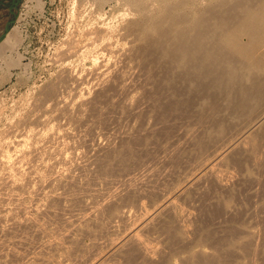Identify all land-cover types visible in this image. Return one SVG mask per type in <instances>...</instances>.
Returning a JSON list of instances; mask_svg holds the SVG:
<instances>
[{
    "label": "rangeland",
    "instance_id": "1",
    "mask_svg": "<svg viewBox=\"0 0 264 264\" xmlns=\"http://www.w3.org/2000/svg\"><path fill=\"white\" fill-rule=\"evenodd\" d=\"M175 1L171 3L182 0ZM195 1L197 7H192L195 3L190 0L191 6L186 2L183 4L188 7L182 4L180 10H174H185L184 14L190 16L197 11L195 7L204 11L209 8V3L217 0ZM147 2V9L152 11L154 1ZM147 2L143 3L144 6ZM125 3L124 0H21L16 17L1 37L4 52L0 51L3 56H0V142L6 137L15 145L18 136H24L27 143L24 148L27 145L26 149H31V156L18 164L20 169L26 174L32 170L44 172L46 179L33 180V183L29 179L28 182L23 180L15 189L24 196L21 197L24 206L4 201L0 210V264H87L86 260L93 253L101 255L97 260L100 264H181L193 257L198 261L213 257L217 260L215 264H264V141L258 146L259 150L256 148L258 151L255 149L256 153L259 152L256 157L249 151L235 150L229 154L220 165L223 172L231 175L228 184L223 185L206 174L187 190L188 193L179 196L182 198H177L181 211L191 210V220L182 224L178 209L176 214L164 215L163 218L171 223L162 219L164 223L160 220L152 226L154 228L143 233L151 243L154 241L159 245L160 250L152 259L135 249L120 251L116 257L108 255V241L120 234L125 222H132L146 208L157 203L166 190L179 187L203 157L264 103V100L254 103L246 114L219 124L215 120L217 117L212 116L207 108L209 100L199 89L194 92L197 89L194 84H191L194 90L190 85L188 87L186 80L178 77L179 69L162 61L164 58L153 51L156 49L145 41L141 30L136 29L138 26H133V19L146 18L145 8V13L142 9L137 12L138 5L135 7L130 2L131 7ZM79 8L82 10L78 12ZM126 8H131L128 11L132 14ZM154 11L162 13L157 8ZM126 21L131 22L134 30ZM96 25L110 27L116 36L112 30L107 33L110 36L102 33L106 35L104 38L97 35L100 32L95 34L92 30ZM8 32L14 33L10 35ZM84 35L91 36V40ZM85 42L90 48L86 43L87 49H84ZM75 48L79 51L75 52ZM89 50L94 51L95 57ZM255 70L252 68L251 72L255 73ZM214 91L220 93L221 90ZM223 100L219 97L221 107L228 111ZM63 141L67 142L63 143L66 146H62L63 151L58 150ZM10 143L11 147L0 145V149L8 152L4 154L0 150V154H4L0 155V180L10 166H15L17 154L11 153L13 145ZM61 157V161L66 162H60ZM145 171L147 174L150 171V176ZM144 173L148 178L141 177ZM124 176L134 179L136 185L133 186L131 181L129 189ZM38 182H42L43 187ZM115 186L123 188L122 193ZM10 191L0 186V195ZM109 192H115L118 197ZM47 193L50 196H45ZM107 193L113 196L109 197L105 207V204L101 205V211L96 206ZM51 194L61 196L50 201ZM92 205L97 212L90 211ZM17 207H27L29 212L39 207L41 213L35 215L38 222L13 223L12 211L16 212L17 220L21 218L18 212L21 213V209ZM84 209L91 212H88L89 218L76 222L77 228V224L74 228L68 226V218H79L84 215ZM176 217L179 220L176 221ZM65 228L72 231L66 229L70 235L63 238L60 246L42 247L61 230L66 233ZM182 228L187 235L183 234Z\"/></svg>",
    "mask_w": 264,
    "mask_h": 264
},
{
    "label": "bare ground",
    "instance_id": "2",
    "mask_svg": "<svg viewBox=\"0 0 264 264\" xmlns=\"http://www.w3.org/2000/svg\"><path fill=\"white\" fill-rule=\"evenodd\" d=\"M120 1H122V0H120ZM128 1L124 0V2H126L124 5H127V3H128V5L130 4L131 7L138 5L137 7L138 8L140 7V9H137V12H139L138 10L141 11V9L143 11L144 8H145L144 11L145 12L147 11V13L145 15L146 18L140 17L142 19H136V21H135V19H133L134 21L132 20L133 26L134 25L138 26V28L136 27V29L141 30L140 32H142V35L145 37L144 38L145 41H148L149 43H151L150 45L152 46V48L156 49L153 51L154 52L157 51L164 59H161L158 55H157L158 56L157 58H160L162 61L166 62L170 67L171 66L177 67L179 69V72H180L178 77L180 76L183 80H186L188 87L190 85L191 89H193L192 85L194 84V86L197 88V89L194 88L195 90L193 89L194 92H197L196 90L199 89L198 91L199 92L201 91L204 98H207L209 100L207 108L211 110L210 114H212V116L217 117V118H215V120L218 121L219 124H226L229 120H232V119L237 118V117L239 118L241 115L249 112L251 106L254 103H258V102L264 100V0H217V1L214 0L215 2L213 1L214 3H211V5L208 2L209 1L208 0L207 3H209V8L207 10L205 9L204 11L201 9H200V11L198 9H196L197 5L195 3L196 2L195 0H192L193 3H195L194 5L190 4V0H182V1L176 0V1H180L177 3H173V2L171 3V1H174V0H171V1L170 0L169 1L168 0H153L155 2V3L153 2V4H155V5L152 4L155 7L153 9L155 10L157 8V10H161V12H162V13L159 12L158 14L153 9H151L152 11L147 9L146 5H149V3L147 1L150 2L151 0H146V1L145 0H128ZM183 1H185V2H183ZM203 1H205V0H203ZM84 2H83V4H84ZM94 2H95V0H94ZM130 2L134 3L133 6L131 5ZM146 2L148 4H145V6H144L143 3H146ZM167 2H169L170 4L167 5ZM186 2L187 3L189 2L190 6L192 5V7L196 5L195 10H197V11L196 12L194 11L193 15L191 14V11H190V14L192 15V16L190 15L191 17L189 16L188 13H187L188 16H187V14L186 15L184 14V12H185V10L183 9L184 6L182 7L184 12L182 10H181L182 12L180 11L181 13L178 11H177L178 12L177 13L175 11L176 8L177 9L179 8V10H180L181 9L180 7L182 6V4L186 3ZM83 4H82V6H83ZM122 4H123V2H122ZM150 4H151V2H150ZM124 5H122V6H124ZM183 5L188 7V4H183ZM81 8H79L78 12L80 11ZM191 8L189 7V9H191ZM130 9L131 8H129V9L126 8L125 10L128 11ZM132 9H134V8H132ZM187 9L188 8H186V11H187ZM125 10H124V12H125ZM192 10H194V9H192ZM130 11H128V12L130 14H132V12H130ZM134 14H133V16H134ZM155 14H157V15H155ZM124 18H125V16H124ZM127 18H128V13H127ZM129 19H131V18H129ZM129 21H131V20H129ZM128 22L126 21V23H128ZM123 23L126 24L125 22H123ZM130 23L131 22H129V24H127V25L129 26ZM124 24L122 25V23H121V26L124 27ZM87 26H85V27H87ZM97 26L98 25H96V27ZM96 27H93L95 29H93L92 31H94L95 34L100 32L97 35H101L103 38L106 35L103 36L102 33L107 34L108 31L112 30V29L111 30L109 29L110 27L109 28L108 27H102V26L101 27L98 26L97 28ZM130 27H132V25H130ZM124 28L126 29V27H124ZM133 28L134 27H132V29ZM115 29H117V28H115ZM139 30H138V32H139ZM92 31L91 32L87 31V32L92 33ZM80 32H82V31H80ZM83 33L85 34V31ZM115 33L116 32H114V35H115ZM136 33H137V31H136ZM9 34L12 35L11 32ZM6 35H8V34H6ZM80 35H81V33H80ZM86 35H84V37ZM97 35H94V36L96 37ZM107 35H109V34H107ZM101 36H99L100 38H98V37L97 38L101 40ZM8 37H12V36H8ZM87 37L90 38L91 36L90 37L86 36V38ZM93 38L94 37H92V40H93ZM112 38H113V36H112ZM112 38L110 37L111 40H112ZM146 38L147 39L149 38V40H147ZM141 39H139V40L141 41ZM1 40H2V38H1ZM90 40H91V38H90ZM3 41L4 40H2L0 42H3ZM12 41H15V40H12ZM86 41H87V39H86ZM77 42H78V40H77ZM72 43H75V41H72ZM86 43L88 46V42L83 43V45L85 47L84 49H87V47L85 46ZM89 43H90V41H89ZM142 43H141V46H143ZM146 43H144V44H146ZM71 44H70V46H71ZM3 45L0 43V51L2 50ZM73 45L77 46L76 43ZM78 45H80V43H78ZM89 45H91V44H89ZM8 46H10V48H11L12 43H9ZM77 47L80 48V46H77ZM145 47L147 48V44L145 45ZM145 47H143V48H145ZM148 47H149V45H148ZM10 48H8V49H10ZM13 48L14 47H12V49ZM79 48L78 49L75 48V52L77 50L79 51ZM69 49H70V47H69ZM71 49H73V48H71ZM94 50H95V47H94ZM84 51L85 50H83V52ZM110 51H112V53H113L114 49L110 50ZM149 51H150V49L147 52H149ZM153 51H152V53H153ZM2 52H4V51L2 50ZM2 52H0V53H2ZM5 52H7V51H5ZM89 52L91 53L92 51L89 50ZM144 52H145V50H144ZM67 53L69 54L68 51H67ZM4 54H6V53H4ZM75 54L76 53H74V55ZM85 54H87V52ZM88 55H90V54H88ZM92 55L94 56V53ZM95 55H96V53H95ZM0 56H2V55H0ZM71 56H72V53H71ZM2 58H3V56H2ZM12 63H14V62H12ZM103 63L105 64V62H103ZM161 64H163V63H161ZM162 67L165 68L166 66L163 65ZM173 67H172V74H174ZM98 68L100 69V67H98ZM252 68L256 69L255 73L251 72ZM102 69H104V68H102ZM106 69H107V67H106ZM106 69H105V71H106ZM167 69H168V66H167ZM68 72L69 71H67L66 73L68 74ZM168 72H170V70ZM97 76H95V77H97ZM102 76H104V75H102ZM173 77H174V79L176 78L175 75H173ZM103 79L105 80V78H103ZM178 79H176V80L179 81ZM101 83H103V82H101ZM215 89L217 91L221 90L220 93H222V94H220L219 91L218 92L214 91ZM219 97L226 101L224 103H226V107H228L227 108L228 111L226 110V108L221 107V105L219 103ZM9 126H8V128H9ZM11 128L13 129V127H11ZM15 130L16 129H14L13 131H15ZM5 131H7V129ZM2 134H4V132ZM5 134H6V132H5ZM20 134H21V132H20ZM34 134H32V135H34ZM15 135H16V133H15ZM19 137H20V135L18 136V138ZM22 137L23 138H21V137L19 139L17 138V140L14 139V140H16L15 145H13L9 141H7L6 137H5V140H2L0 142V145H2V146L6 145L9 147L10 146V145H8L9 143L11 145H13V147L11 148L10 151H12L11 153L17 154L15 162L13 160V162L15 163V166L9 165L11 169L6 171L4 176L1 177V180H0V186L1 187H7V188L11 189V191L9 193L6 192L7 193L6 195L5 194L0 195L1 196V201H0V210L1 211L3 208L4 201H9L8 202L9 204H10V202H12V203L17 202L18 204H21V201H22L21 197L23 195L20 196L19 195L20 193L18 194V192H20V191L17 192V190H15V189L16 188L18 189L22 185L23 180L28 182L27 179H29V180H31V183H33V182H35L33 180H38V181L44 180L45 181V179H46L44 177V174H43L44 172L42 173L43 174L42 175L39 170H38L39 172H32L33 170L31 169L32 171L30 170L31 172H29V174L27 172V174H26L25 171L24 170L22 171L21 170L22 168L19 167V165H20L19 163L24 161L25 158L31 156L30 155L31 149H30V151H29V149H26L27 145L24 148V144H27V143H25V141H26L25 137L24 136H22ZM27 139H28V137H27ZM60 140H63V139H60ZM47 141H49V139ZM263 141H264V103L260 109H258L256 112L247 116L242 121V123L240 124L238 129H236L231 135L224 138L216 147H214L210 151L209 154H207L205 157H203V159L194 167V169L190 173L188 172L189 174H187L184 177V179L182 180V184H180L181 186L179 185V187H177V188L166 190L164 192L165 194H163V195L161 194L162 196L160 195L161 197L158 198L159 199V200H157L158 202L157 203L155 202V204H152V206H150L151 208L150 207L146 208L135 219H133V221L131 220L132 222H130V223L128 221L125 222L120 234H118L116 236V238H112L108 241V248H107L108 255L109 256H113V255L115 256L120 251H127L128 249L129 250L135 249V250H138L139 253H141L142 255L147 257L148 259H152L159 252V250H160L159 245L154 243V241H153V243H151L152 241L151 240L149 241L147 238H145L143 236V233L146 232L147 229L150 230L149 228H151L154 224H156L158 221H160L162 219L168 223H171V222H169L163 218L164 215L169 213V212L176 214V212L179 209L178 203H177V198H179L180 195L188 193L187 190H189L195 182L197 184V182H198L197 180H199L201 177L205 176L206 174L212 175L218 181H220V183L223 185H226V184H228V182H231V180H232L231 175L227 172H223L220 165L225 161V159H227L229 154L230 153L232 154L233 152H235V150L244 151V152L247 151V153L249 151V153L253 157H256L257 153L259 154V152L256 153V150L261 146L260 144L264 143ZM64 142L65 141H63L61 144L59 143L61 145V147L59 146L60 148L58 150H60L61 148L63 149V147H62L63 145L66 146V144H63ZM65 143H67V142H65ZM28 146H30V145H28ZM69 146L70 145H68V148H69ZM30 148H32V146ZM3 149H5V147ZM7 149L9 151V148H7ZM0 150H2V149H0ZM58 150H56V152H58ZM2 151H4L3 152L4 154L5 153L8 154V152H5V150H2ZM10 151H9V153H10ZM62 151H60L61 154H62ZM54 152L55 151H53V153ZM60 152H58V154ZM260 152H262V151H260ZM4 154H2V155H4ZM1 156H0V158H1ZM11 156L13 157L14 154H12ZM63 157H61L59 159L60 162L65 161V160L61 161V159H63ZM3 161H5L4 158H3ZM0 162H2V159H0ZM29 162H30V159H29ZM147 169H146V171H147ZM146 171H145V173L147 174ZM64 172H66V171H64ZM142 172H143V170H142ZM145 173L141 177H146ZM149 173H150V171L148 172L147 175L150 176ZM0 174H2V173H0ZM64 175H66V174H64ZM53 176L54 175H52V177ZM130 176H131V174H130ZM25 177H26V179H25ZM56 177H58V175ZM131 177H133V176H131ZM49 178H50V175H49ZM146 178H148V177H146ZM50 180H52V179H50ZM132 180L134 181V179H131L130 177L127 179L125 177V179H124V182H126L127 185L129 184V186H128L129 189H130V184H131ZM133 181H132V183H133ZM139 181H140V179H139ZM39 183L40 182H38V184ZM41 183L39 185H41ZM134 183H135V181H134ZM134 183H133V186L136 185ZM26 184H28V183H26ZM43 184H45V183H43ZM114 184H116V183H114ZM41 187H43V186L41 185ZM118 187L120 188V186H118ZM118 187H116V188H118ZM37 188H39V187H37ZM116 188H115V190L119 191V189H116ZM120 190L121 191H119V192L122 193L123 188H120ZM3 191H4V189H3ZM3 191H2V193H3ZM37 191H39V190H37ZM115 192H109V193H111V194L113 193V195H114ZM32 193L34 194V191ZM121 193H116V194H121ZM111 194H108L107 196L104 194L105 197H104V195H102L103 196V198L101 197L102 201L99 200L100 203H98V201H97L98 205L95 203V205H97L96 208L99 207V208H101V211H102L103 208L101 207V205L103 206L105 204L104 207L106 206V202L109 199V197L113 196ZM51 195H52V197H51V199H49L50 201L54 200L55 198L57 200V198H60V196H61V195L60 196L56 195V197H55V195H53V194H51ZM32 196L30 198H32V200H33ZM45 196H50V195L47 193V195L45 194ZM182 197H180V198H182ZM45 199L47 200L48 198L45 197ZM116 199L117 198H115V200ZM23 201H22V203H23ZM111 202H113V201H111ZM5 203H7V202H5ZM91 204H94V203H91ZM21 205L24 206L23 204H21ZM45 206H47V205H45ZM39 207H40V205H39ZM39 207H34V208L31 207V209L33 208V211L30 210L31 212L28 211L29 208L26 209L27 207L26 208L25 207H22V208L17 207V209L18 208L21 209V213H20V211H18L19 215L21 214V216H20L21 218H19V220H17L16 219L17 216L15 215L16 212L14 211L15 212V214H14L13 211L12 212L10 211L11 212L10 213L11 214V220L13 219L12 220L13 223H16L17 221L18 222H20V221H22V222H34V221H36L34 223H37L38 221H37V218L35 220V215H38L39 213H41ZM89 208H91V207H89ZM93 208H94V205H92V208H91L92 210H90V211L94 212L96 210V208H95V210ZM8 209H9V207H8ZM46 210L47 209H45V211ZM186 210H188V209H186ZM229 210H231V209H229ZM84 211L87 212V209L86 210L84 209ZM188 211L182 210L179 213V219L182 222V224L183 223L185 224L186 222H184V221H186V220H188V221H189V219L191 220V218L193 216L191 214L192 212L190 213L191 210L189 212ZM85 212H84V215L82 214L83 217H82V215L80 216V217H82L81 219H80V217L77 219L74 217L75 218L74 220L71 219L73 217L68 218L67 225L73 226V228H74V225H76V224L78 225V223L81 222L84 218L85 219L89 218V216H90V214H88L89 211L87 212L88 215ZM96 212H97V210H96ZM5 213L6 212H4V214ZM89 213H91V212H89ZM190 214L192 216H190ZM86 215L88 217H86ZM177 217H176V221L179 220V219H177ZM7 218H10V217L7 216ZM91 218H92V216H91ZM163 220H162V222H163ZM180 221H178V222H180ZM76 222H78V223H76ZM82 223H81V225H83ZM168 223H166V225ZM77 225H76V228L79 227V225L78 226ZM178 225H179V223H178ZM182 226L184 227L185 230L188 229L187 226H185V225H182ZM169 227H168V229H169ZM37 228H38V226H37ZM40 228L41 227H39V230H41ZM152 228H154V227H152ZM66 229L67 228H65V230ZM67 230L72 231V230H70V228H68ZM67 230H66V233H63L62 230L60 233V231L58 230V233H60V234L58 236L53 235L54 237L45 241L42 244V247L50 248V247L60 246L62 244L63 238L67 237V235H68ZM182 230H183V228H182ZM185 230H183V231L185 232ZM184 232H183V234L187 233V232H185V233ZM53 234H56V233H53ZM100 256L101 255L98 253L91 254V256L86 260L87 264H100V263H97V260L100 259ZM101 263L104 264L103 262H101ZM215 263H217V260H216V258H213V257L212 258L211 257H203V259L202 260L199 259V261L197 259H194V257H193L191 259L182 261L181 264H215Z\"/></svg>",
    "mask_w": 264,
    "mask_h": 264
},
{
    "label": "water",
    "instance_id": "3",
    "mask_svg": "<svg viewBox=\"0 0 264 264\" xmlns=\"http://www.w3.org/2000/svg\"><path fill=\"white\" fill-rule=\"evenodd\" d=\"M21 0H0V38L9 28L14 18L17 15V8Z\"/></svg>",
    "mask_w": 264,
    "mask_h": 264
}]
</instances>
